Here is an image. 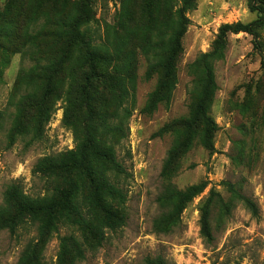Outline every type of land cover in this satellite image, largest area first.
I'll use <instances>...</instances> for the list:
<instances>
[{
	"label": "rangeland",
	"instance_id": "rangeland-1",
	"mask_svg": "<svg viewBox=\"0 0 264 264\" xmlns=\"http://www.w3.org/2000/svg\"><path fill=\"white\" fill-rule=\"evenodd\" d=\"M248 2L195 0L185 14L188 26L175 84L168 98L156 101L152 93L161 73L154 66L165 39L160 31L171 26L180 6L176 0H0V29L12 34L0 32V206L11 183L29 197L44 195L48 184L32 173L35 163L75 148L74 132L82 130L84 115L74 113V127L63 123V92L72 77L75 84L82 83L86 72L70 70L84 50L81 45L67 48L63 24L79 19L81 10L87 17L80 31L99 52L113 58L99 64L112 82H99L94 93L117 129L107 144L124 173L115 183L126 195L125 225L106 231L100 245L86 240L76 227L61 226L46 238L38 230L41 220H28L14 234L0 229V264H17L28 246L35 247L41 264H58L64 237H73L81 250L78 256L70 248L73 264H145L157 257L166 264H264V26L258 38L228 35L220 59L205 57L222 25L257 19ZM59 29L62 37L57 36ZM204 61L216 86L208 110L217 126L212 152L200 146L201 127L190 116L204 82ZM44 66L50 67L49 73L43 72ZM41 74L51 78L50 87L61 97L46 92ZM120 84L127 92L119 106L114 97ZM40 101L50 109V117L35 136ZM186 121L194 134L188 147ZM16 124L20 134L12 130ZM12 134L14 143L8 147ZM201 182L206 188L186 206L179 224L168 232L157 227L166 211L159 201L166 188L184 190ZM226 184L254 204L256 215ZM210 191L218 193L227 208L212 207L207 241L200 235L199 217Z\"/></svg>",
	"mask_w": 264,
	"mask_h": 264
},
{
	"label": "trees",
	"instance_id": "trees-1",
	"mask_svg": "<svg viewBox=\"0 0 264 264\" xmlns=\"http://www.w3.org/2000/svg\"><path fill=\"white\" fill-rule=\"evenodd\" d=\"M180 6L173 13L171 26L160 31L165 37L158 47L157 55L159 64L154 68H159L161 73L158 88L152 93L153 97L163 99L169 97L175 84V67L181 50V39L186 33L188 20L186 12L194 7L195 0H176ZM259 6H256L258 5ZM264 0H249L250 12L257 15V19L248 24H225L219 28L216 39L212 45L211 53L206 58L214 60L223 56L226 48L227 36L230 34L246 33L255 38L259 37V31L264 26ZM79 19H68V23L63 24L64 33L68 36L67 48L82 46L84 56L77 60L76 69L84 71L82 83H76L75 77L70 78L64 93L65 108L63 110V123L74 127L72 120L74 113L81 112L84 115L80 132H74L76 141L75 148L55 156H45L39 159L32 173L42 178L48 184L46 193L42 196L29 197L17 183L9 184L2 194V205L0 206V229H6L10 234H14L17 228L25 224L28 220H41L39 231L44 237H49L53 232H57L61 226L76 227L81 236L86 240H92L97 245L105 237V232H113L122 228L126 221L125 203L126 195L119 188L115 180L123 173L121 166L115 161L112 147L107 144L108 135H113L117 129L110 124L109 111H107L103 100L96 98V85L112 82L108 75L99 70L100 63H110L113 58L109 54H102L97 48L91 45L80 31L84 25L87 14L81 10ZM58 37H62L61 29L58 30ZM3 36L12 34L6 29H0ZM50 31L49 34L53 35ZM75 43V44H74ZM157 48V47H155ZM79 57V55H78ZM78 67V68H77ZM203 69L204 82L199 90V100L191 111V119L199 124L200 146L209 151H213V140L217 131L214 120L209 116L208 110L214 91L216 90L212 70L204 61ZM44 73L50 72V67L42 68ZM42 72V73H43ZM45 82V90L48 94H57L51 86V78L48 75L42 76ZM112 84V83H111ZM119 94L114 97L115 101L122 102L127 89L120 84ZM60 94V93H59ZM61 97V94H60ZM37 119L35 136H40L44 125L49 121L50 109L44 101L37 104ZM18 122V121H15ZM186 129L190 135L186 136L185 146L191 145L194 134L190 133V122L186 121ZM14 134H20L19 125L16 124ZM14 143L13 134L9 137L8 147ZM165 162L163 174L165 175L171 164V156ZM237 200L253 214L256 215V207L244 196H241L226 184ZM206 188L205 183L191 185L184 190H177L168 187L159 198L160 205L166 209L156 221V226L162 231L168 232L172 227L180 222V216L186 206L201 194ZM218 204L222 208H227V204L218 193L210 191V195L200 208L199 226L200 235L205 240L211 239V229L209 217L212 207ZM70 248L77 251L81 256L78 242L73 237H64L60 240L58 253V264H73L68 256ZM17 264H41L35 247L28 246L21 254ZM145 264H166L160 257L146 259Z\"/></svg>",
	"mask_w": 264,
	"mask_h": 264
}]
</instances>
